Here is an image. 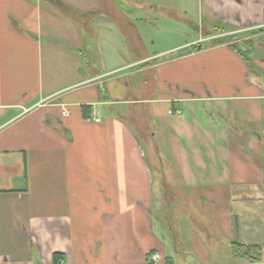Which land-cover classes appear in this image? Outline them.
<instances>
[{"label":"crops","instance_id":"obj_1","mask_svg":"<svg viewBox=\"0 0 264 264\" xmlns=\"http://www.w3.org/2000/svg\"><path fill=\"white\" fill-rule=\"evenodd\" d=\"M178 2L0 0V264H152L153 253L189 264L151 225L153 197L169 189L156 145L182 156L187 142L193 171L208 148L216 194L228 192L233 132L264 146V59H253L258 77L235 53L264 34V0ZM157 11L191 29L192 16L210 21L206 37L150 53ZM117 37L129 52L111 46ZM257 172L244 188L253 199L264 195ZM242 239L232 245L264 251ZM231 250L225 264H264Z\"/></svg>","mask_w":264,"mask_h":264},{"label":"rangeland","instance_id":"obj_2","mask_svg":"<svg viewBox=\"0 0 264 264\" xmlns=\"http://www.w3.org/2000/svg\"><path fill=\"white\" fill-rule=\"evenodd\" d=\"M151 1L159 4H154V7H179L178 0ZM152 22L155 26L151 29L148 28V36L144 38L149 52L158 53L176 45L202 40L206 35L202 33L201 26L210 21L195 19L192 16L190 22L193 26L192 24L190 26L193 28L191 29L186 23L188 22L187 19H170L163 11H157L154 12ZM212 28L226 30L222 25H214ZM252 40L248 45L246 44L248 51L238 52L247 56L249 70L259 77L262 76L263 70L253 59H264V34L255 36ZM110 42L111 46L117 47V50L122 53L129 49L127 42L121 37ZM205 46L206 44L203 43V47ZM229 49L231 51L233 48L229 47ZM180 53H175V55ZM128 57L133 58L134 55L129 54ZM233 135L234 142L229 147L230 156L234 162L232 164L233 171L229 180L225 181L224 188H222V190L228 188V192L218 191V194L216 192L221 190L223 181L214 180L213 177L218 175L209 172L211 159L208 148L203 147L205 149L201 151V159L205 161L208 158L204 164L205 170H201L197 166L198 170L193 171L195 154L187 142L181 141L182 147L185 148L182 156L177 155L173 147L165 148L160 141L157 142L156 146L163 163V171L167 174L166 184L169 189L162 195H154L150 214L151 225L159 242L169 244L176 251L184 253L189 264H225L235 261L236 259L233 260L230 256L231 247H233L232 242H237L236 240L241 238L252 244L264 246V195L253 199L244 190L249 180L250 182L253 181V175L258 173L257 171L261 176L260 182L264 183V146L260 144V148L257 149L260 154L258 155L255 150L247 148L243 141L242 131L233 132ZM144 150L145 152L149 151L146 148ZM175 156H179L180 160L175 161ZM184 158H186L185 160L188 159V165L185 166L191 170L190 174L183 172L181 162ZM160 166L157 165L156 167L160 168ZM168 172L171 177L175 178H170ZM181 172L184 175H181ZM261 187L264 188V184H261ZM226 221L228 224L233 223L232 235L229 234L230 228L226 229ZM245 256L262 258L264 251L260 249V252H249ZM243 257L238 256V258Z\"/></svg>","mask_w":264,"mask_h":264},{"label":"trees","instance_id":"obj_3","mask_svg":"<svg viewBox=\"0 0 264 264\" xmlns=\"http://www.w3.org/2000/svg\"><path fill=\"white\" fill-rule=\"evenodd\" d=\"M221 34V33H219ZM249 42H247L246 44H248ZM233 50V49H231ZM236 54H238L239 57H241L243 60H244V63L246 62L247 65H248V60H247V56H245V54L243 53H240L238 51H235ZM249 252H260V249L259 247L257 246H253V245H246V244H241V243H234L233 244V253L234 255L236 256H244L243 258H248L249 262L251 263H257V262H260L259 260V257H248V256H245V254L249 253ZM58 259V256L56 255L53 260H56Z\"/></svg>","mask_w":264,"mask_h":264},{"label":"built area","instance_id":"obj_4","mask_svg":"<svg viewBox=\"0 0 264 264\" xmlns=\"http://www.w3.org/2000/svg\"><path fill=\"white\" fill-rule=\"evenodd\" d=\"M48 101L50 102L51 99H49ZM27 112H29V110H25L23 114H25ZM95 121L98 122V120H95ZM149 259H150V262L152 264H162L161 263V255L159 253H153V254H151L150 257H149Z\"/></svg>","mask_w":264,"mask_h":264}]
</instances>
